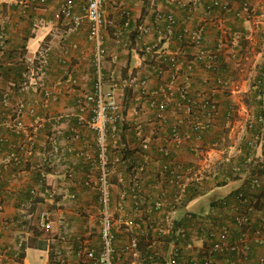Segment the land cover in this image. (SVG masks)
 I'll return each instance as SVG.
<instances>
[{"label":"crops","instance_id":"0c3cea01","mask_svg":"<svg viewBox=\"0 0 264 264\" xmlns=\"http://www.w3.org/2000/svg\"><path fill=\"white\" fill-rule=\"evenodd\" d=\"M28 1L0 0L5 32L0 53V247L15 249L22 238L18 264H28V249L41 251L45 264H52L51 252L57 255L55 264H87L79 248L100 249L97 146L88 126L91 112L82 105L96 80L93 45L86 23L71 28L66 20L54 19L65 0H46L43 7ZM208 2L200 0L191 18L184 8L159 0H110L105 7L110 23L102 30L103 88L114 93L119 105L118 120L106 129L114 264H144L145 250H150L152 264L164 263L170 236L156 232L164 225L153 203H171L176 192L163 166L185 171L206 162L210 168L189 184L197 188L195 194L187 200L192 192H185L181 199L174 229L187 214L204 212L223 199L228 206L218 213L226 222L236 191H246L253 232H258L248 241L249 264L264 258V174L257 166L264 160V141L255 140L264 124L253 123L260 106L252 86L264 64L259 54L264 0H221L230 7L227 12L204 11ZM243 5L252 9L250 15L241 11ZM74 10L79 13V6ZM155 12L174 15L171 33L152 24ZM127 19L129 26L124 25ZM144 24L150 30L137 39L135 30ZM196 29H201L199 45L176 38ZM220 42L211 63L196 60ZM171 58L178 61L176 74ZM190 60L195 61L187 68ZM163 100L166 109L157 120L156 105ZM143 143L148 149H142ZM140 165L144 171L137 175ZM255 177L259 186L251 189ZM45 190L53 192L51 199ZM41 212L48 214V230L37 224ZM132 240L136 248L127 250Z\"/></svg>","mask_w":264,"mask_h":264},{"label":"built area","instance_id":"2783aa9c","mask_svg":"<svg viewBox=\"0 0 264 264\" xmlns=\"http://www.w3.org/2000/svg\"><path fill=\"white\" fill-rule=\"evenodd\" d=\"M110 0H65L59 8L54 12L53 17L56 21L66 20L71 28H77L82 23L87 24L88 39L93 45L92 64L95 71V83L92 91L84 95L83 106L88 107L91 112V117L88 121V126L95 133V141L97 146L96 165L97 177L96 187L98 191L99 203V239L100 249L95 252L92 249L79 248V255L84 257L87 264H114V241L113 232V217L110 203V182L109 167L106 154V129L111 123H114L119 118V105L115 100V95L112 91H105L103 88L102 77V62L104 59L102 30L110 22L105 19V7ZM175 6L182 7L186 10L188 18H191L194 9L201 5L200 0H190L189 4L180 0H159ZM33 3V7H43L46 0H29ZM79 6L80 12H75V7ZM227 3L221 0H209L204 5V11L210 12L214 9H219L223 12L229 11ZM242 12L250 15L252 9L247 5H243ZM239 15V12L236 13ZM152 24L162 26L167 34L171 33L176 24L174 15L171 12L162 13L155 12L153 14ZM125 26H129V20H125ZM150 26L139 25L136 28L137 39L148 33ZM176 38L186 41L192 45H199L201 41V29L185 30L176 35ZM5 32L0 25V53L4 48ZM223 42H220L214 51H201L196 57V60L203 61L206 59L208 63L214 59L216 52L220 50ZM259 54L264 55V42L260 47ZM195 60L188 61L187 68H191ZM178 61L174 58L170 59V65L177 72ZM174 74L166 84V89L171 90L174 83ZM260 79L254 80L253 89L255 90L256 101L260 106V113L253 121L256 124H264V64L261 66L259 73ZM262 78V79H261ZM144 86V81H142ZM190 100H186V110H189ZM157 112L155 114L157 120H162L163 111L166 109L165 101H161L156 105ZM211 111H215V106H210ZM19 126V124H18ZM176 139V133L173 134ZM255 140L259 143L264 141V131L255 136ZM142 149H148V145L143 143ZM258 169L264 174V160L257 163ZM209 163L197 165V167L187 168L183 171L180 167L170 164L164 165L163 170L168 175L167 181L170 185L175 186L176 197L171 203H164L162 200L155 201L153 208L161 214V222L164 226L156 229L158 234H166L170 236V245L168 257L163 264H249L247 250L249 248L248 241L252 234L257 235L258 232H253L251 212L253 210L252 203L248 200L246 191H238L235 196V204L232 207L230 217L226 222L222 221L223 214L218 213L220 208H226L228 203L225 200L218 201L208 207L204 212L198 214H187L183 222L174 229L177 222V214L182 205L181 199L186 192V188L193 181H198L203 175V171L208 170ZM144 171V166L140 165L136 169L137 175ZM259 186L257 177L250 181L249 188L256 189ZM44 196L51 199L53 192L45 190ZM43 195V194H42ZM37 224L40 229L48 230L50 222L48 214L41 212L37 216ZM182 224V225H181ZM254 235V237H255ZM253 237V238H254ZM22 243L20 238L17 241L15 249L9 247H0V263L1 264H18L22 259ZM136 243L131 241L128 249L134 250ZM148 258L153 256L149 254ZM256 264H264V258H260Z\"/></svg>","mask_w":264,"mask_h":264},{"label":"rangeland","instance_id":"374dc122","mask_svg":"<svg viewBox=\"0 0 264 264\" xmlns=\"http://www.w3.org/2000/svg\"><path fill=\"white\" fill-rule=\"evenodd\" d=\"M56 256L54 252L50 253L49 257L52 264L57 262ZM26 261L28 264H45V255L39 250L28 249L26 252Z\"/></svg>","mask_w":264,"mask_h":264},{"label":"trees","instance_id":"16d2710c","mask_svg":"<svg viewBox=\"0 0 264 264\" xmlns=\"http://www.w3.org/2000/svg\"><path fill=\"white\" fill-rule=\"evenodd\" d=\"M135 32H136L135 34H136V36H137V31L135 30ZM260 76H261V75L258 74L257 77H256V80L260 79ZM261 79H262V78H261ZM255 94H256V93H255ZM255 94H254V96H255ZM189 100H190V99H189ZM192 186H193V185L188 186V188H187V190H186V193H189V191L192 192L191 194H187V200L190 199V198L195 194V192H196V189H197V188H193ZM237 192H238V191H236V193H237ZM248 197H249V196H248ZM223 200H224V199H223ZM248 200L251 201L250 198H248ZM216 203L218 204V202H216ZM216 203H215V204H216ZM149 251H150V250H145V257H146V260H147V261H144V264H152V261H153V260L151 261V259L148 258V256H149Z\"/></svg>","mask_w":264,"mask_h":264}]
</instances>
